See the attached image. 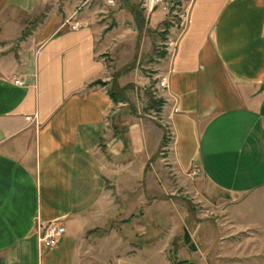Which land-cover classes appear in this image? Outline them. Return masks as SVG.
I'll return each mask as SVG.
<instances>
[{
    "label": "crops",
    "instance_id": "0c3cea01",
    "mask_svg": "<svg viewBox=\"0 0 264 264\" xmlns=\"http://www.w3.org/2000/svg\"><path fill=\"white\" fill-rule=\"evenodd\" d=\"M105 7L0 0V264H111L100 232L120 216L125 231L156 194L142 184H157L144 173L162 131L122 115L98 84L107 48L93 15ZM161 67L177 174L195 166L233 200L264 187V0H194ZM48 222L65 234L40 249ZM129 243L114 264H158Z\"/></svg>",
    "mask_w": 264,
    "mask_h": 264
},
{
    "label": "rangeland",
    "instance_id": "374dc122",
    "mask_svg": "<svg viewBox=\"0 0 264 264\" xmlns=\"http://www.w3.org/2000/svg\"><path fill=\"white\" fill-rule=\"evenodd\" d=\"M124 1L93 15L106 35L107 48L101 56L108 68L107 77L98 84L123 99L117 105L122 115L157 127L163 140L144 173L156 176L157 184H142L145 191V186L155 191L153 199L144 201L125 231L120 216L113 217L108 228L100 232L111 264L116 255L122 258V238L124 243L130 242L128 254L139 249L143 260L158 264H264V187L233 200L206 183L197 167L179 175L169 160L168 126L161 115L166 90L161 86L160 57L166 55L184 23L180 19L183 10L188 13L192 3L188 0L178 9L165 7L148 15L137 0ZM118 66L121 68L116 71ZM139 172L138 168L131 171L133 176ZM184 229L195 251L183 244Z\"/></svg>",
    "mask_w": 264,
    "mask_h": 264
},
{
    "label": "built area",
    "instance_id": "2783aa9c",
    "mask_svg": "<svg viewBox=\"0 0 264 264\" xmlns=\"http://www.w3.org/2000/svg\"><path fill=\"white\" fill-rule=\"evenodd\" d=\"M188 0H137L138 6L145 10L148 15H150L153 11L163 9L165 7H170L171 10L178 9ZM190 3H193L194 0H189ZM115 0H107L108 5H114ZM183 3V4H182ZM187 12H184L180 16L182 23L186 21ZM75 29V27H72ZM18 86H23V83H18ZM163 89H167V82L164 79L161 83ZM65 229L58 222H48L38 225L37 230V241L40 249H51L53 248L58 241L64 236Z\"/></svg>",
    "mask_w": 264,
    "mask_h": 264
},
{
    "label": "water",
    "instance_id": "95a60500",
    "mask_svg": "<svg viewBox=\"0 0 264 264\" xmlns=\"http://www.w3.org/2000/svg\"><path fill=\"white\" fill-rule=\"evenodd\" d=\"M183 244L184 245H187L188 248L191 250V251H195L196 250V247L193 243H191V237H190V234L189 232L184 229L183 230Z\"/></svg>",
    "mask_w": 264,
    "mask_h": 264
},
{
    "label": "trees",
    "instance_id": "16d2710c",
    "mask_svg": "<svg viewBox=\"0 0 264 264\" xmlns=\"http://www.w3.org/2000/svg\"><path fill=\"white\" fill-rule=\"evenodd\" d=\"M165 57V54L164 55H161V57L160 58H164ZM108 95H109V97H110V99L112 100V102L115 104V105H117V104H119V103H122L123 102V99L121 98V97H119V95L117 94V93H109L108 92ZM165 142H163V144H164Z\"/></svg>",
    "mask_w": 264,
    "mask_h": 264
}]
</instances>
